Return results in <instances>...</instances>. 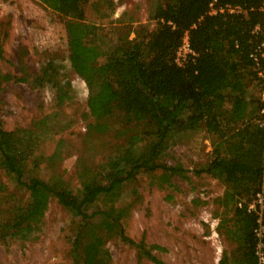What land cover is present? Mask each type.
<instances>
[{"label":"trees","instance_id":"16d2710c","mask_svg":"<svg viewBox=\"0 0 264 264\" xmlns=\"http://www.w3.org/2000/svg\"><path fill=\"white\" fill-rule=\"evenodd\" d=\"M39 1L65 20L68 58L89 87L95 117L87 135L94 141L112 134L114 143L106 145L111 149L106 160L81 167V187L75 190L59 174L39 177L41 162L53 161L59 150L42 155L38 133L4 129L0 113V171L28 194L25 200L4 203L0 241L27 239L39 230L45 207L55 198L78 218L71 241L73 264L109 262L110 253L101 240L105 234L136 247L140 258L166 264L153 255L155 246L148 248L126 234L127 208L118 205L122 187L140 174L159 175L164 183L174 175L186 177L182 165H168L163 157L178 134L203 130L212 138L213 150L196 172L226 186L219 231L234 243L230 251H223L219 264H259L255 230L260 209L250 206L264 191V128L262 81L251 55L263 41L255 29L264 24V0H157L150 15L156 22L151 37L141 28L130 39L128 31L107 49L99 27L87 21L91 0ZM213 1L216 9L231 5L246 12L211 13ZM186 35L195 56L181 67L175 57ZM259 63L264 67L261 58ZM59 74L55 62H49L40 73L0 74V80L15 78L40 88L51 83L63 103L72 94L70 83H62ZM96 202L97 208L89 212Z\"/></svg>","mask_w":264,"mask_h":264},{"label":"rangeland","instance_id":"374dc122","mask_svg":"<svg viewBox=\"0 0 264 264\" xmlns=\"http://www.w3.org/2000/svg\"><path fill=\"white\" fill-rule=\"evenodd\" d=\"M103 1H110L111 6ZM156 1L91 0L86 6L87 21L99 27L105 49L128 31L130 39L141 28L151 37L156 22L150 15ZM0 40L1 75L37 74L49 62H55L60 81L70 83L72 99L60 103L51 83L40 88L15 78L0 80V113L4 129L38 133V152L42 155L49 157L59 150L53 161L41 162L39 177L48 179L56 173L73 189H79L81 167L106 160L111 151L106 145L114 139L109 134L91 141L87 135L88 127L95 122L90 91L69 61L64 18L39 0H0ZM212 150V138L205 131L180 133L171 139L163 161L182 165L186 177L174 175L164 183L159 175L140 174L136 181L122 187L118 205L127 208L123 220L126 234L148 248L155 246L153 255L166 264H219L223 251L234 248V243L219 231L223 211L220 199L226 186L196 172L211 159ZM0 183V212L6 209L5 202L28 197L1 171ZM98 205L94 203L89 212ZM77 221L69 209L51 199L39 230L27 239L0 241V264H73L71 241ZM102 237L110 253L106 264H155L140 258L136 247L120 237Z\"/></svg>","mask_w":264,"mask_h":264},{"label":"built area","instance_id":"2783aa9c","mask_svg":"<svg viewBox=\"0 0 264 264\" xmlns=\"http://www.w3.org/2000/svg\"><path fill=\"white\" fill-rule=\"evenodd\" d=\"M211 6V13H217L218 11L224 12L228 11L231 13H242L244 14L246 11L242 9L240 6H231L228 5L225 8H219L216 9L214 7V1L210 4ZM262 11L264 13V2L262 5ZM260 31L263 34V41L259 48L252 53L251 57L256 61L258 67H259V76L261 77V85H260V100L263 103V109H262V120L260 122V126L264 128V67L260 66L259 59L261 58L263 63H264V24L262 27H256L255 32ZM195 56L194 50L190 46L189 42V36L186 35L183 44L179 47V49L176 52V57H175V63L178 66H185L187 62ZM259 208V214L260 218L258 220V227L256 228L255 232L257 237L259 238V242L257 245L256 249V255L258 257L259 264H264V244H263V234H264V227L262 224V211L264 209V191L258 193L256 200L253 202V204L250 206L251 209H256Z\"/></svg>","mask_w":264,"mask_h":264}]
</instances>
